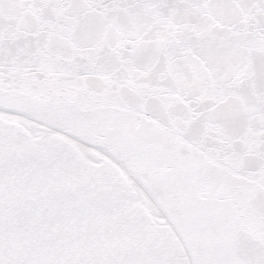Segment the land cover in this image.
I'll return each mask as SVG.
<instances>
[{
  "label": "snow or ice",
  "instance_id": "1",
  "mask_svg": "<svg viewBox=\"0 0 264 264\" xmlns=\"http://www.w3.org/2000/svg\"><path fill=\"white\" fill-rule=\"evenodd\" d=\"M0 264H264V0H0Z\"/></svg>",
  "mask_w": 264,
  "mask_h": 264
}]
</instances>
